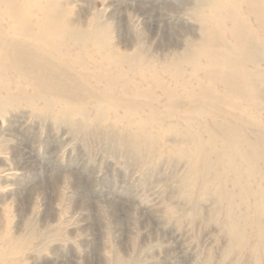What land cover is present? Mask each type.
<instances>
[{
    "label": "rangeland",
    "instance_id": "1",
    "mask_svg": "<svg viewBox=\"0 0 264 264\" xmlns=\"http://www.w3.org/2000/svg\"><path fill=\"white\" fill-rule=\"evenodd\" d=\"M58 3L81 34L71 61L52 53L46 86L10 75L24 93L0 92V264H264V43L245 98L188 103L211 86L205 2ZM211 121L238 145L202 176Z\"/></svg>",
    "mask_w": 264,
    "mask_h": 264
},
{
    "label": "bare ground",
    "instance_id": "2",
    "mask_svg": "<svg viewBox=\"0 0 264 264\" xmlns=\"http://www.w3.org/2000/svg\"><path fill=\"white\" fill-rule=\"evenodd\" d=\"M201 1L210 9V16L200 15L204 24L201 26L198 51L206 57L203 75L211 86L201 87L197 93L187 91L183 101L192 103L211 98L226 102L234 97L245 98L246 84L257 81L260 74L254 50L258 44L264 43V0ZM32 6L35 12L31 11ZM66 12L58 0H0V77H4L0 81V92L5 93L6 100L21 97L24 93L21 86L16 87L13 94L15 90L7 85L8 76L24 81L36 92L40 85H47L44 84L47 81L40 78V73L46 67L48 55L53 53L71 61L66 38L78 41L81 34L73 23L65 21ZM165 93L175 104L177 98L173 90H166ZM170 106L174 107L172 102ZM211 122L218 128L222 139L218 147L210 145L206 158L203 157L207 161L204 159L199 169L202 176H206L211 169L210 163H207L208 156L229 161L228 158L233 157L231 150L238 145L237 138L230 135L228 127ZM234 151L239 153V150ZM238 155L242 159L246 154ZM247 158L246 155L244 159ZM232 223L231 234L237 238V228Z\"/></svg>",
    "mask_w": 264,
    "mask_h": 264
}]
</instances>
